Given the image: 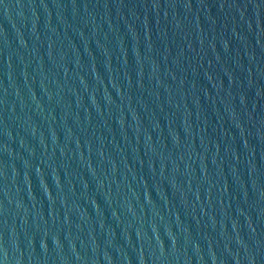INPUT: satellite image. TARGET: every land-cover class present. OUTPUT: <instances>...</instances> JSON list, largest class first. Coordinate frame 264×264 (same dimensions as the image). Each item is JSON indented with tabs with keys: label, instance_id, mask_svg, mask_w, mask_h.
I'll use <instances>...</instances> for the list:
<instances>
[{
	"label": "water",
	"instance_id": "1",
	"mask_svg": "<svg viewBox=\"0 0 264 264\" xmlns=\"http://www.w3.org/2000/svg\"><path fill=\"white\" fill-rule=\"evenodd\" d=\"M0 264H264V0H0Z\"/></svg>",
	"mask_w": 264,
	"mask_h": 264
}]
</instances>
